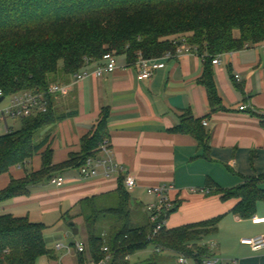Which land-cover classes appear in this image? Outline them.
Returning <instances> with one entry per match:
<instances>
[{"label": "trees", "instance_id": "1", "mask_svg": "<svg viewBox=\"0 0 264 264\" xmlns=\"http://www.w3.org/2000/svg\"><path fill=\"white\" fill-rule=\"evenodd\" d=\"M187 44L204 58L200 84L205 88L212 112L224 111L213 71V60L247 47L264 45V0H0V90L7 99L21 92L41 94L48 111L21 120L17 131L0 135V175L27 164L49 142L44 135L76 113L59 114L54 108L58 95L49 93L53 83L69 84L90 64H99L112 53L135 64L161 59ZM253 115H257L252 113ZM264 127V116L258 115ZM109 111L104 110L81 141V152L55 165L51 149L42 153V167L12 180L0 191L1 205L16 197L29 196L39 185L51 182L69 169H80L96 158L100 146L110 143ZM190 112L171 129L173 134L195 138L208 156L210 132ZM111 147V146H110ZM207 188L222 200L236 199L234 213L250 219L257 204L264 202V174L247 177L239 186L222 189L208 179ZM117 199V205L112 206ZM120 180L114 194L79 203L86 227V251L76 252L77 264H160L164 252L184 256L194 264L211 258L209 239L217 235L222 216L173 229L154 237L145 217ZM177 211V207L172 211ZM70 214L65 223L74 222ZM47 227L27 217L3 215L0 211V264H37L41 258L55 260L45 240ZM150 247L159 249L141 262L131 258ZM107 248V252L104 251Z\"/></svg>", "mask_w": 264, "mask_h": 264}, {"label": "crops", "instance_id": "2", "mask_svg": "<svg viewBox=\"0 0 264 264\" xmlns=\"http://www.w3.org/2000/svg\"><path fill=\"white\" fill-rule=\"evenodd\" d=\"M219 60L220 64L212 68L226 110L215 113L200 84L205 63L197 51L164 60L163 67L150 80L141 79L137 63L128 64L125 56L118 57V68L113 73L101 78L91 76L79 83L73 78L67 84L69 93L55 97L54 108L59 114H76L49 130L47 146L27 164L0 175V191L12 180L40 170L42 153L47 148L53 152L55 165L80 153L82 139L92 131L104 110L109 111L112 161L123 171L107 175L105 168L100 167L97 177L84 179L78 170L69 169L59 176L65 180L61 187L50 182L39 185L29 196L3 203L1 214L27 217L31 222L43 223L48 231L61 227L64 215L76 217L82 201L114 194L120 180L131 176L137 186L127 191L142 205L147 218L146 206L155 198L146 189L174 185L169 196L177 211L170 215L167 229L222 216L217 235L208 241L214 264H264V251L254 252L241 243L244 238L264 235V222H254L264 219V202L257 204L252 218L244 219L233 212L238 200H222L207 188L208 179L222 189H232L247 177L264 174V127L257 117L264 116V45L228 53ZM88 69L93 71L95 65ZM242 107L245 108L241 110ZM187 112L208 123L203 126L211 135L208 156L192 136L171 133ZM18 121L21 123L12 119L0 121L3 134L7 129L19 130ZM106 157L103 152L97 156ZM74 223L80 226L83 221L76 217ZM70 250L63 258L76 259ZM153 251H141L131 262L146 260Z\"/></svg>", "mask_w": 264, "mask_h": 264}, {"label": "built area", "instance_id": "3", "mask_svg": "<svg viewBox=\"0 0 264 264\" xmlns=\"http://www.w3.org/2000/svg\"><path fill=\"white\" fill-rule=\"evenodd\" d=\"M192 51H196L194 48L188 46L187 44L180 45L177 47L176 52L174 54L168 53L161 59H145L141 55L139 56L137 63L139 69V77L143 80H150L156 72L161 69L164 65V60H168L177 55L189 54ZM220 64L219 58L213 60V65ZM91 65H95V69L93 71L88 68ZM118 68V57L112 53L105 54L99 64H90L85 69H82L79 73L74 76L75 82L79 83L91 76H95L97 78L103 77L107 73H113ZM239 79V77H236ZM70 91V88L67 84L53 83L49 87V93L52 95L58 96H66ZM6 98L3 95V92L0 90V99ZM9 104L6 107L0 108V121H4L6 119L12 120H22L24 118H28L30 116L36 115L38 113H46L48 111L47 102L43 100V96L34 92H21L15 94L9 98ZM3 101V102H4ZM2 102V103H3ZM0 103V105H2ZM245 107H242L243 110ZM203 126L207 127L208 123L206 121L203 122ZM8 129L5 134L10 133ZM1 135V134H0ZM100 152H103L107 155L104 158H90L86 162V164L80 169L79 173L82 178L90 179L93 177H97L99 175V168H105V174L112 173L115 171H123V168L117 164H114L112 161V152L110 143L104 142L100 146ZM51 184L61 187L65 180L63 177H58L53 179ZM125 188L128 191H132L136 188L137 183L135 178L131 176H127L124 180ZM175 190L174 185H159L153 186L146 189V192L149 196L154 197L155 200L152 203H149L146 206V211L148 214V219L150 223L153 225V234L154 237L161 230L167 228V221L172 213V211L176 208L174 202L170 199V192ZM255 223L264 222V219H255ZM243 245H246L251 248L254 252L264 251V235H260L254 238H244L241 240ZM214 245H211L213 247ZM67 248L64 244H57L56 249L62 250ZM71 248V247H70ZM70 248H68L70 250ZM87 249L86 244L84 242L75 243L76 252L83 253ZM104 251L107 252V248H104ZM154 251H158L159 249L154 248ZM109 257L102 260L99 264H107L109 261ZM189 260L184 256L180 255L178 257V264H189ZM204 264H214V261L211 259L205 260Z\"/></svg>", "mask_w": 264, "mask_h": 264}, {"label": "rangeland", "instance_id": "4", "mask_svg": "<svg viewBox=\"0 0 264 264\" xmlns=\"http://www.w3.org/2000/svg\"><path fill=\"white\" fill-rule=\"evenodd\" d=\"M2 104H3L2 107H6L9 104V99H6ZM18 124H21V123L18 121ZM17 127H19V125H17ZM48 132L49 130L46 129L44 131V134H47ZM0 134L3 135V131L1 129H0ZM116 205H117V199L115 197V202L112 204V206H116ZM144 215L146 217L145 213ZM70 223L71 222L66 223V224L64 223L62 224L61 227L53 228L45 232L47 246L56 253V259L55 260L41 259L40 262H38L37 264H74L76 263V259L73 257L71 258V256L68 258H63V257L69 253L68 248L72 247V243L74 245H73V249L70 248L71 249L70 253L76 254V251L74 250L75 243L84 242L86 244L87 243V233H86V227L83 222L80 226L75 225V227H77L80 231V233L75 236L72 231L73 227L69 225ZM67 233H68V237H67ZM56 244H64L67 248H64L62 250H57ZM153 249H154L153 247H150L148 250H153ZM214 251H217V250H214ZM178 257L179 256L173 255L171 252H164L161 256L160 264H178ZM62 259L64 260L62 261ZM135 261L136 260L134 259L133 262ZM188 263L194 264V262L191 260H189Z\"/></svg>", "mask_w": 264, "mask_h": 264}, {"label": "water", "instance_id": "5", "mask_svg": "<svg viewBox=\"0 0 264 264\" xmlns=\"http://www.w3.org/2000/svg\"><path fill=\"white\" fill-rule=\"evenodd\" d=\"M4 101V98H1L0 99V103H2ZM71 227H73L72 231H73V234L76 236L79 234V229L77 227H75V223L74 222H71L69 224Z\"/></svg>", "mask_w": 264, "mask_h": 264}]
</instances>
